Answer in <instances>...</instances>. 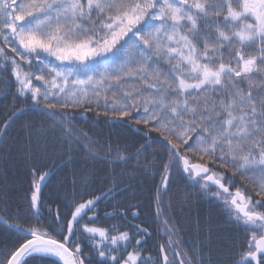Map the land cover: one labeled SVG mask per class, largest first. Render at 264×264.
I'll use <instances>...</instances> for the list:
<instances>
[{
  "label": "snow or ice",
  "instance_id": "snow-or-ice-1",
  "mask_svg": "<svg viewBox=\"0 0 264 264\" xmlns=\"http://www.w3.org/2000/svg\"><path fill=\"white\" fill-rule=\"evenodd\" d=\"M0 73L12 78L18 101L0 121V137L29 113L53 121L22 125L37 216L44 182L61 168L72 166L73 184L87 187L101 154L105 163H149L158 146L167 153L161 187L186 174L246 237L241 251L214 256L213 226L197 221L209 233L207 249L202 241L199 250L178 251L165 219L162 264H264V0H0ZM81 107H95L116 128L134 123L143 143L100 144L73 124L68 109ZM77 164L86 173L78 180ZM237 176L251 190L236 187ZM100 198L73 203L63 223L58 211L47 225H10L19 239L0 264H150L146 227L99 226L95 213L81 224Z\"/></svg>",
  "mask_w": 264,
  "mask_h": 264
},
{
  "label": "trees",
  "instance_id": "trees-1",
  "mask_svg": "<svg viewBox=\"0 0 264 264\" xmlns=\"http://www.w3.org/2000/svg\"><path fill=\"white\" fill-rule=\"evenodd\" d=\"M54 63L59 62L54 61ZM106 63L111 65L112 61L108 60ZM11 81L12 78L8 74L0 73V121L14 111V102L18 103L15 100V85ZM5 89H9L12 93L6 98ZM20 106L23 107L22 104ZM68 112L76 117L73 124L100 144L111 143L115 147L119 141L122 150L125 144L143 143L140 135L132 131L137 127L134 123L132 129L113 127L111 122L105 121L103 115L96 117L95 107L87 113L84 107L68 109ZM29 120L34 121L37 127L41 125V122L46 127H51L53 124V121L46 117L29 113L8 130V138L0 137V219L4 223L8 221L9 226L20 224L27 228L39 220L47 225L55 220L58 211L60 221L63 223L70 218L69 209L73 203L99 196L101 198L96 208L85 216L81 224L88 223L89 217L95 213V223L99 226L115 225L121 230L131 229L132 231H134L133 225L146 227L151 235L146 238L142 255L145 258L151 257L150 264H162L158 246L167 244L169 239L163 223L165 219H168L169 224L176 228L172 239L177 242L175 246L178 251L190 252L193 248L199 250L202 241L205 250L207 249L209 233L206 230H198L197 221L201 229H206L209 222L213 226L211 247L214 256H220L229 250L232 252L242 250L246 237L223 211L221 201L205 194L200 185L187 179L186 174L174 173L168 189L165 191L161 187L160 165L164 162L167 153L161 151L158 146L149 149L146 154L149 163H143L144 156H141L139 164L135 158L127 163L122 161L105 163L101 154V158L94 165L97 175L91 179L87 187L79 182L73 184L72 166L61 168L42 192L40 214L37 216L30 207L34 178L29 174L30 168L23 160V149L27 144V138L22 125ZM139 127L143 128V125ZM55 132L58 136L62 135L59 126L55 128ZM153 152L158 153L155 164L150 163ZM50 166L51 160H47L41 171H46ZM75 167L78 180L79 176L86 173L82 171V164H77ZM235 179L236 187L247 186L251 190V185L246 181H241L238 176ZM157 189H160L161 193L159 203L156 200ZM212 190L214 191L215 188ZM231 190L234 192L235 188ZM158 208L162 209L159 215H157ZM121 212L125 215H119ZM133 212H137L138 215L133 216ZM107 213L114 215L109 216L106 215ZM79 235L80 233H77V236ZM137 238L145 239L143 236ZM18 239L17 233L0 223V259H4V253L12 249ZM78 242L84 245L90 243L83 239ZM84 251L88 253L87 246ZM168 256L170 260L173 258L171 250L168 251Z\"/></svg>",
  "mask_w": 264,
  "mask_h": 264
},
{
  "label": "water",
  "instance_id": "water-1",
  "mask_svg": "<svg viewBox=\"0 0 264 264\" xmlns=\"http://www.w3.org/2000/svg\"><path fill=\"white\" fill-rule=\"evenodd\" d=\"M51 178H52V176L50 178H47L46 181L44 182V185H43V188H42V192L45 189V187L47 186V184H48V182L50 181ZM213 188H215V187H213ZM40 202H41V200H40ZM39 206H40V203H39ZM33 212L36 213V209H33ZM39 214H40V211H39ZM0 223L2 225H4L5 227H7L8 229H10V230L14 231L15 233H17V231L14 228H12L8 224L4 223L1 219H0ZM162 255L163 254L161 253V258H162Z\"/></svg>",
  "mask_w": 264,
  "mask_h": 264
},
{
  "label": "bare ground",
  "instance_id": "bare-ground-1",
  "mask_svg": "<svg viewBox=\"0 0 264 264\" xmlns=\"http://www.w3.org/2000/svg\"><path fill=\"white\" fill-rule=\"evenodd\" d=\"M53 176H54V175H53ZM53 176H52V177H53ZM50 180H51V179H50ZM49 182H50V181H49ZM49 182H48V183H49Z\"/></svg>",
  "mask_w": 264,
  "mask_h": 264
},
{
  "label": "flooded vegetation",
  "instance_id": "flooded-vegetation-1",
  "mask_svg": "<svg viewBox=\"0 0 264 264\" xmlns=\"http://www.w3.org/2000/svg\"><path fill=\"white\" fill-rule=\"evenodd\" d=\"M161 260H162V258H161Z\"/></svg>",
  "mask_w": 264,
  "mask_h": 264
}]
</instances>
